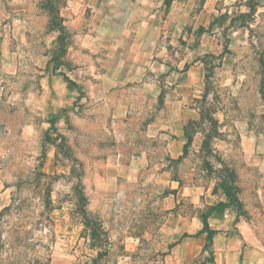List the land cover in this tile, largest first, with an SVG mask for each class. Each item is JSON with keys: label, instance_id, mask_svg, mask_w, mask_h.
Here are the masks:
<instances>
[{"label": "rangeland", "instance_id": "374dc122", "mask_svg": "<svg viewBox=\"0 0 264 264\" xmlns=\"http://www.w3.org/2000/svg\"><path fill=\"white\" fill-rule=\"evenodd\" d=\"M71 1L0 0V41L18 48L0 60L1 96L23 93L70 43ZM174 11L176 59L195 69L184 143L185 130L29 132L22 104L0 100V264H214L220 252L264 264V0H178ZM122 155L145 157L136 179L109 166ZM203 218L211 235L189 231Z\"/></svg>", "mask_w": 264, "mask_h": 264}, {"label": "crops", "instance_id": "0c3cea01", "mask_svg": "<svg viewBox=\"0 0 264 264\" xmlns=\"http://www.w3.org/2000/svg\"><path fill=\"white\" fill-rule=\"evenodd\" d=\"M177 3L178 0H72L65 7L63 19L71 39L60 62L46 71L51 54L37 81H29L21 94L0 95V100L22 104L17 111L24 114V121L18 127L29 132L156 130L158 134L164 130V134L169 131L180 135L179 130L187 126L184 113L191 103L189 89L195 69L187 57L184 62L176 59L182 36L169 27L178 20L174 11ZM185 20L186 14L180 21ZM10 39L0 41V60L11 50L18 51L9 47ZM11 67L10 71H15L17 66ZM3 88L1 85L0 90ZM152 105L156 108L148 110ZM134 120V128H128ZM67 122L71 126L67 127ZM180 138L184 143V132ZM173 142L179 141L173 138ZM129 143L139 150L136 142ZM125 161L123 155L121 159L113 157L109 166L116 167L117 175L136 179L146 163L145 157L132 155ZM202 226L199 220L188 223L189 231L196 233ZM194 241L191 244L197 248L204 246L201 236ZM187 244L181 243L180 255ZM228 254L222 258L220 252L214 264H228L223 261Z\"/></svg>", "mask_w": 264, "mask_h": 264}, {"label": "trees", "instance_id": "16d2710c", "mask_svg": "<svg viewBox=\"0 0 264 264\" xmlns=\"http://www.w3.org/2000/svg\"><path fill=\"white\" fill-rule=\"evenodd\" d=\"M47 8L49 9L50 7H51V4H47ZM59 28L60 29H63V27L62 26H59ZM59 39H60V37H59ZM60 41H61V39H60ZM61 43H62V41H61ZM59 50H60V53L59 54H56V55H53L52 56V60L54 61L55 60V62H56V65L60 62V60H61V57L64 55V53H65V46H63V45H61V47H59ZM55 65V66H56ZM212 114L210 113L209 114V110H203V109H201L200 111H199V116H200V118L201 119H208L209 121H211V122H214L215 121V119H214V117L213 116H211ZM216 123V122H215ZM187 128V127H186ZM186 128H185V136H186V138L187 139H189V134H188V132H187V130H186ZM215 133V134H214ZM214 133H210L209 135H208V137L211 139L213 136H215L216 135V133L217 132H214ZM227 188H229V189H232V187H227ZM234 194H235V192H233ZM229 195V194H228ZM229 200H231V201H233V202H235V203H238V200H237V198H236V196H230V199ZM202 224H203V226H202V229H201V231L200 232H207V234H212L214 231L208 226V222L206 221V219L205 218H203L202 219ZM92 264H97L96 263V259H94L93 261H92Z\"/></svg>", "mask_w": 264, "mask_h": 264}]
</instances>
